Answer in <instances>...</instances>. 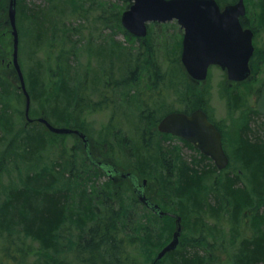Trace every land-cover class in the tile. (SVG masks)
I'll use <instances>...</instances> for the list:
<instances>
[{"label":"rangeland","instance_id":"374dc122","mask_svg":"<svg viewBox=\"0 0 264 264\" xmlns=\"http://www.w3.org/2000/svg\"><path fill=\"white\" fill-rule=\"evenodd\" d=\"M236 1L218 0L222 6ZM9 2L10 0H7L5 5L8 20ZM22 2L29 8H32L33 4L47 5L46 11L51 13L52 17L45 28L46 34L37 45L32 41L34 34L30 30L31 23L26 18L22 19L23 24L21 22L19 60L25 80L26 78L30 80L33 76V66L40 61L43 64L41 74L48 81L49 90L43 94L40 89H32L26 80L27 91L32 101L31 117L33 119L46 117L55 126L73 128L70 122L58 121L56 113L58 117L59 107L56 112L54 109L51 110V107L49 109L47 100H53L59 95L58 89L63 82L65 63L67 67L75 69V83L71 80L70 82L78 90L80 98V113L76 124L82 126L84 129L82 132L89 136L94 158L113 164L116 174L110 176L90 163L79 136L52 133L44 124L41 128L43 127L42 135L48 144L47 148L29 161L18 155L19 152L15 149L16 142L26 131L32 129L27 130L30 125L26 118V96L20 89L19 80L15 87L12 86L6 91L9 95L6 100L9 109L7 115L4 113L2 122H5L6 127H12L10 129L12 132L7 135L5 141L0 142V199H5L9 189L24 186L27 175L40 174L48 169L55 168L57 172L62 173L58 175L60 188L74 190L77 187H84L88 193L96 190L95 200L99 197L98 192L102 194V190L107 188L110 179L113 185L110 187L111 190H115V194L121 193L128 205L134 202L130 207L134 217L154 231L156 244H160V247L153 260L157 259L161 250L172 241L179 219L182 232L178 247L188 248L195 240L193 239L195 229L190 225L191 222L186 224V218L176 209L179 200L172 196L174 193L172 186L178 183L177 171L172 173L167 168H158L154 163L161 153L151 152L161 146L169 147L171 151L180 154L183 160L188 161L195 158L200 160L203 155L196 148L192 149L185 145V141L178 137L158 134V125L170 112L187 111L186 104L190 105V111L197 107L205 108L221 128L224 148L230 157V166L223 172L215 173L212 181H209L210 185L213 186L214 178L222 181L227 172L231 173L230 176L238 172L241 167L236 157L238 133L245 126L246 118L250 117L253 121L257 120L258 123L264 124V115L257 110V101L264 84V18L261 17L264 0H245L246 21L256 34L255 52L251 59L253 74L251 79L232 86L226 72L215 66L210 68L208 80L204 83H197L189 76L181 62L184 30L177 21L151 23L149 25L151 35L146 39L131 35L122 23V29H118L119 24L111 20L113 16L118 15L121 22L122 14L131 3L129 0H22ZM20 21L18 14V27ZM2 30L0 28V36ZM10 36L14 51V37L12 34ZM122 50H126L127 54L118 58L117 53ZM133 64H137V70ZM39 81L41 87L45 88L42 79ZM34 90L36 100L32 98ZM234 95L240 100L239 107L235 106ZM124 96L134 97L138 102L137 109L123 105L120 101ZM146 117H149V123L144 122L142 125L141 118ZM4 134L5 130L0 128V140L4 138ZM10 142H13L14 146ZM138 146L142 149L143 155L136 159ZM163 158L169 166L171 154ZM202 164L209 168L215 166L210 158L203 160ZM177 166L180 164L177 163ZM122 173L137 174L141 184L144 179L148 180L147 198L161 207L165 219L140 200L132 181L128 176L121 175ZM216 188L213 186V189ZM212 195L213 198L216 196L214 193ZM95 204L100 206L101 202ZM178 208L181 209L180 204ZM256 213L264 216V207L258 211H244L243 216L237 221L238 227L242 226L239 228L240 231L233 228V239L229 227L219 226L223 219L213 218L211 223L209 220L211 216L205 215L206 224L213 228L217 225V243L214 251L216 260H219L217 264L235 260L243 237H252L253 232L255 233L252 220ZM75 214L78 215V212ZM170 218L173 223L171 234L167 228ZM62 231L64 238L59 243L58 252L46 253L37 242H34L31 248L33 253L31 251L28 256V264L45 262L43 254L52 257L55 263L82 264L76 253L75 244L83 234V229L77 224L76 218L70 217ZM200 249L206 251L202 244ZM144 259L141 256V260Z\"/></svg>","mask_w":264,"mask_h":264},{"label":"trees","instance_id":"16d2710c","mask_svg":"<svg viewBox=\"0 0 264 264\" xmlns=\"http://www.w3.org/2000/svg\"><path fill=\"white\" fill-rule=\"evenodd\" d=\"M6 1L0 0V28L3 29L0 36V128L5 130L4 138L0 142L5 141L7 135L12 132L10 130L12 127H6L5 122H2L4 113L7 115L6 112L9 109L8 101H6L9 95L6 91L12 86L15 87L19 81L13 63L11 46L13 42L10 36L12 31H10L11 27L5 7ZM23 4L22 0H18V14L21 19L18 27L19 33H21L23 24L22 19L26 18L31 23L30 30L34 34L32 41L37 45L47 32L45 28L49 25V19H52L51 13L46 11L47 5L33 4V7L29 8L27 4ZM261 10V17L264 18V7ZM115 21L119 24L117 28L122 29L118 15L113 16L111 20V22ZM149 35H151L150 28ZM126 54V50H122L117 53V57L121 58ZM42 65V62H36L32 68L33 76L29 81L27 78L26 80L32 89H40L44 94L49 90H47L48 81L41 74ZM66 65L65 63L63 82L58 89L59 95L53 100L48 99L47 105L55 112L59 107L58 117L56 113L58 121L70 122L72 129H81L80 131H82L84 130L82 126L76 124L80 113V98L78 90L71 85V82L75 83L76 70ZM39 79H42L46 85L45 88L41 87ZM34 93L35 90L32 93L33 99L36 96ZM233 100L235 106L239 107L240 100L237 95L233 96ZM120 102L137 109L138 102L134 100V97L126 98L124 96ZM10 107H12L11 104ZM190 108V105L186 104L187 111L185 113L203 109L209 115L203 107L193 108L191 111ZM153 116L155 119V115ZM209 118L222 133L221 128L210 115ZM141 121L142 125L144 122L148 124L149 117L141 118ZM41 125L40 123L31 124L27 130L32 129L26 131L15 144V149L19 152L18 155H22L28 161L48 146L43 139ZM157 133L161 134L158 130ZM154 134H156L155 131ZM10 143L14 146L13 142ZM90 144L92 145L91 140ZM185 145L194 149L187 142ZM237 146L236 157L241 167L232 176H230V172H227L222 177V181L214 178L212 185L216 186V189H213L209 181H212L215 173L223 172V170L218 171L214 165L212 168L203 165V160L208 157L203 155L200 160L195 158L196 160L193 159V161L186 159L184 161L176 151L162 146L151 152V154L161 153L154 163L158 168H167L172 173L177 171L178 183H174L172 186L174 190L172 196L179 200L178 206L180 204L182 210L178 206L176 209L186 218V224L191 222L190 225L195 229V237L193 236L195 240L186 249L178 247L155 263L156 259L153 260V256L160 244H156L154 231L134 217L130 211L134 202L128 205L121 193L115 194V190H111L110 187L113 185L110 179L107 188L102 190V194L98 192L99 197L95 200L96 190L88 193L84 187H77L74 190L60 188L58 175L62 173L57 172L54 168L44 170L40 174L27 175L23 183L24 186L9 189L5 199H0V264H28V256L31 251L33 253L31 248L34 242H37L46 253L58 252L59 243L64 238L62 230L65 229L70 217L76 218L77 224L83 229V234L75 244L76 253L82 264H217L219 260H216L214 256L217 225H214L213 228L208 223L206 224L205 215L211 216L209 217L211 223L213 218L223 219L219 226L229 227L233 239V228L240 231L239 228L242 226L238 227L237 221L243 216L244 211H258L264 207V124L247 117L245 126L238 133ZM138 149L139 151L135 153L136 159L140 158L143 153L139 146ZM85 152L87 154L86 149ZM169 154H171V161L168 166L163 157ZM87 159L95 166L93 161L96 162V159H90L88 154ZM177 163L180 166H177ZM92 165L89 167H93ZM135 175L137 176V174ZM176 185L179 187L175 188ZM212 193L216 194L214 198ZM117 195L120 196L116 198ZM98 201L101 202L100 206L95 204ZM76 211L78 215L75 214ZM222 213L226 214L223 218H221L224 215ZM233 223L235 227H233ZM252 225L255 233L253 232L252 237H243L235 260L226 261L225 264H264V216L256 213ZM172 226L170 218L167 225L170 234L173 231ZM201 244L206 251H201ZM137 253L139 254L136 255ZM43 255L45 262H33L32 264H59L55 263L52 257ZM141 256L145 258L144 261L141 260Z\"/></svg>","mask_w":264,"mask_h":264},{"label":"water","instance_id":"95a60500","mask_svg":"<svg viewBox=\"0 0 264 264\" xmlns=\"http://www.w3.org/2000/svg\"><path fill=\"white\" fill-rule=\"evenodd\" d=\"M130 1L132 4L122 14L121 22L124 28L136 37H147L150 22L178 21L185 31L181 61L187 73L194 80L205 81L212 65L220 66L227 72L228 79L233 82H242L249 77V62L254 53V33L250 29H244L240 22L241 17L246 15L244 0L227 5L223 10L216 0ZM17 2L18 0H10L8 8L9 23L14 37V66L20 78L21 90L26 96V118L28 123H32L34 119L30 116L31 97L27 91L19 61L20 36L17 27ZM257 110L264 115V87L257 102ZM37 121L44 124L52 133L78 135L84 142L88 156L92 159L90 141L85 133L67 127L54 126L43 117ZM158 130L192 144L203 155L212 159L219 170H224L229 166L230 159L223 147L222 134L203 110H197L190 115L182 112L170 113L161 120ZM112 169L116 170L113 165ZM125 176L137 178L131 173ZM144 182L147 183L146 180ZM138 196L159 216H165L161 207L149 201L144 193H139ZM179 221L180 219L177 221L178 227L172 241L161 250L155 263L178 249L182 232Z\"/></svg>","mask_w":264,"mask_h":264},{"label":"flooded vegetation","instance_id":"af4514ba","mask_svg":"<svg viewBox=\"0 0 264 264\" xmlns=\"http://www.w3.org/2000/svg\"><path fill=\"white\" fill-rule=\"evenodd\" d=\"M246 16H247V14H246ZM246 16L242 17V19H241L242 27L244 29L252 30L254 32V34H255V31L252 28H250L249 25L247 24ZM255 36H256V34L254 35V38H255ZM250 71H251V76H250L249 79H251L252 74H253V69H252L251 63H250ZM241 83H243V82H237V83L233 82V83H230V85L231 86L232 85H238V84H241ZM263 86H264V84H263ZM263 86H262V88H263ZM262 88H261V90H262ZM260 94H261V91H260ZM190 113H192V112H190ZM190 113H187V114H190ZM97 161H98L96 163L97 164V168H99L100 170H102L103 172H105L106 174H108L110 176H114V174H116V170L112 169V165H110V164H108V163H106V162H104L102 160H97ZM129 178L132 181V184L134 186V190H135L136 194L139 195V193H144L147 196V193H146V191H147L146 190L147 189V183L144 182L143 184H140L138 178H132V177H129Z\"/></svg>","mask_w":264,"mask_h":264},{"label":"bare ground","instance_id":"6f19581e","mask_svg":"<svg viewBox=\"0 0 264 264\" xmlns=\"http://www.w3.org/2000/svg\"><path fill=\"white\" fill-rule=\"evenodd\" d=\"M252 11V10H251ZM252 17V16H251ZM262 23V22H261ZM257 30V29H256ZM253 58V57H252ZM134 85V84H133ZM200 153V152H199Z\"/></svg>","mask_w":264,"mask_h":264}]
</instances>
